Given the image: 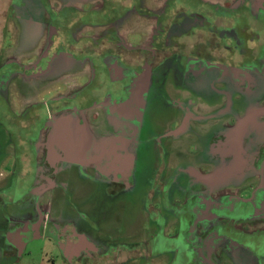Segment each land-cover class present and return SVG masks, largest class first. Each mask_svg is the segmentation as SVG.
Returning <instances> with one entry per match:
<instances>
[{
	"label": "flooded vegetation",
	"instance_id": "flooded-vegetation-1",
	"mask_svg": "<svg viewBox=\"0 0 264 264\" xmlns=\"http://www.w3.org/2000/svg\"><path fill=\"white\" fill-rule=\"evenodd\" d=\"M5 1L0 211L32 199L36 215L8 217L2 254L38 237L53 264H264V0ZM138 167L151 170L143 228L78 206L99 183L110 199L130 191Z\"/></svg>",
	"mask_w": 264,
	"mask_h": 264
},
{
	"label": "rangeland",
	"instance_id": "rangeland-1",
	"mask_svg": "<svg viewBox=\"0 0 264 264\" xmlns=\"http://www.w3.org/2000/svg\"><path fill=\"white\" fill-rule=\"evenodd\" d=\"M1 1V0H0ZM6 1L2 0L0 2V7L1 5H5ZM13 90V100L16 104L18 105L19 99L16 96V91ZM201 92H204L208 97L212 95L213 88L209 85H206L205 88L199 89ZM240 93V86L236 88V95ZM237 95V96H238ZM258 96L252 93V98H249L248 96H245L243 101L245 100L248 103L255 102L256 98ZM259 98V97H258ZM16 108V107H15ZM239 110V109H238ZM150 111V110H149ZM148 111V114H149ZM147 118V117H146ZM145 118V122L146 119ZM260 134L257 135L256 141H255V147L258 148V152H261L264 150V128L260 130ZM2 136H0V145ZM144 142H149L147 140V135L146 138H144ZM153 141V140H152ZM151 142V141H150ZM154 142V141H153ZM217 141H215L212 145H208L209 149L211 150V157L214 158V160H220V164H225L226 162L231 163V157H226V152L225 149H222V152L220 154V147L218 144H216ZM147 152V151H146ZM145 153V150L142 148L141 152L139 153V156L141 157L138 159V163H142L141 160L142 158H145L147 156H144L143 154ZM222 160L220 159V157ZM12 160H9L3 167H0V185L6 182V178L9 176V171L11 170V163ZM138 170L135 173V179L136 183L134 184L133 189L130 191H126L122 194H120L118 197L115 199H110L107 197L104 193L105 184L99 183L96 184L95 186H92V188L89 190L87 200L82 202L81 204H78V206H81V208L85 209L87 208L89 211V214H91L94 222L98 225H106L108 223H114L111 226H114L116 228H122L127 230L130 228V225H135L136 220L139 221L136 223L138 224V228H143L142 221L144 220V206H143V195H141V190L144 184L146 183V180H148L150 176V171L151 170H142V167H138ZM142 178L140 179V177ZM187 185L185 187L186 190H188V194L192 192H196L197 189H200L201 185L197 186L193 181H188L187 180ZM95 187V188H93ZM83 193L82 195L86 194L84 191L81 192ZM91 193V194H89ZM57 195V194H56ZM141 195V196H140ZM62 195L58 194L57 196H54V201H53V206H52V216L54 218H60L63 215L64 219L68 218L69 212L65 211L62 213L61 209L66 207V202L63 200ZM51 203V200H46V202ZM23 205H20L18 208L15 209V213L13 211H8V215H4L0 211V233L6 231V228L8 226V217H18L21 215H26V216H35L36 211L34 208L35 202L32 199H26L23 202ZM42 206V204H41ZM43 207V206H42ZM107 213V214H106ZM143 214V215H142ZM78 217V216H77ZM76 217V218H77ZM121 219V221L116 222L117 219ZM80 224L84 228V231H89V228H87L86 222L83 218L78 217ZM143 219V220H142ZM131 234V233H130ZM147 236H143L141 238H136L137 240H144L146 239ZM126 240H136L135 235H127L126 234ZM2 247H5L3 244L2 239H0V264H53L52 261L54 258L59 257V251L56 249V247L53 246L52 242L50 240H44L41 238H34L32 241H30L27 244L26 249L20 255V257H16L15 255H12L11 257H6V255L2 254ZM5 250V248H4ZM14 254V253H13ZM4 257H3V256Z\"/></svg>",
	"mask_w": 264,
	"mask_h": 264
}]
</instances>
